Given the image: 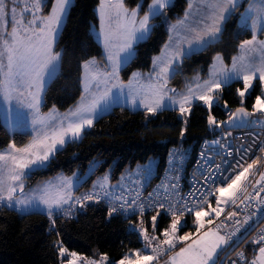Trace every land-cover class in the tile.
<instances>
[{"label": "snow or ice", "instance_id": "6c2138e0", "mask_svg": "<svg viewBox=\"0 0 264 264\" xmlns=\"http://www.w3.org/2000/svg\"><path fill=\"white\" fill-rule=\"evenodd\" d=\"M46 6L45 0H0V98L7 105L6 124L10 131L30 124L33 133L23 146L12 141L0 150V205L25 212L43 208L52 228L58 212L70 217L76 205L83 207L90 201L106 202L110 217L120 213L137 218V222L130 221V228L142 238L143 248L129 250L119 261H110L106 254L95 260L70 252L57 240L54 247L60 264H159L164 255V264H264V226L256 227L264 219V141L259 142L258 154L251 162L245 159L251 146L241 145L235 149L240 158L234 168L231 164L223 170L220 164L214 169L210 166L208 175L201 173V188L194 187L186 196L180 194L179 176L174 175L186 159V152L179 148L169 151L165 177L146 197L143 189L153 174L151 160L134 171L121 173L116 184L105 173L80 196L73 193L76 173L43 182L29 192H25L24 182L33 170L46 167L60 147L79 139L98 115L121 98L132 108H142L146 117L178 109L185 125L181 138L195 101L207 108L210 128H264V88L255 97L251 111L244 107L253 81L259 79L264 85V0H187L183 16L169 24L168 40L160 55L152 58V70L146 75L132 72L126 83L120 77L122 68L136 58L135 45L149 39L155 27L152 21H167L165 10L172 6V0H150L143 15V4L129 8L125 0H99V29L95 36L104 48V66L95 57L82 62L80 98L64 113L55 105L46 113L41 108L62 59V50L57 51L56 45L72 0H51L47 14ZM233 18L238 19L235 35L246 31L250 38L240 40L238 55L231 57V65H226L217 53L207 79L196 75L183 91L170 88L169 80L178 73L183 60L220 42L225 25ZM233 82H242V87L236 89L240 106L230 111L226 120L218 121L213 107L224 88ZM231 135L230 131L224 133L226 137ZM212 146L234 156L232 146L222 143V139L205 141L200 152L205 162L211 159L207 152ZM210 198H214L215 207ZM226 207L232 210L220 219ZM147 212L155 213L150 217L151 232L145 227ZM161 212L170 216V223L157 235ZM185 215L194 217L195 231L180 234L186 226ZM253 230L256 235L249 241L248 233ZM245 242L253 245L251 259L244 250L236 251L233 259L230 251Z\"/></svg>", "mask_w": 264, "mask_h": 264}, {"label": "trees", "instance_id": "16d2710c", "mask_svg": "<svg viewBox=\"0 0 264 264\" xmlns=\"http://www.w3.org/2000/svg\"><path fill=\"white\" fill-rule=\"evenodd\" d=\"M140 0H125L127 6H135ZM99 0H75L70 8L67 21L58 40L57 47L62 50L60 70L56 78L47 87L42 105L48 111L53 105L60 109H68L80 98V83L84 60L91 57L104 59V48L96 39L93 28L99 25L97 6ZM150 0H143V10L147 9ZM51 0L47 2V11ZM187 7V0H175L166 9L165 14L171 21L182 17ZM235 21V22H234ZM155 25L149 39L136 45V58L122 68L121 76L127 81L136 70L152 68V58L158 55L168 40V27L163 18L152 21ZM238 19L233 18L225 25L220 42L209 46L204 51L184 59L182 68L172 77V85L182 87L185 78L198 68L206 71L217 53H223L226 59L237 52L240 40L250 37L243 31L237 37ZM233 83L226 90L229 106L224 108L217 104L213 114L218 121L226 120L229 107H239L240 97ZM262 91L260 83L256 84L252 94L244 100V106L251 110L255 97ZM207 108L197 102L188 116L185 135L180 136L181 128L185 127L179 116L178 109H165L155 115H147L143 109H132L125 105H116L101 115L93 126L86 129L80 140L69 141L59 149L44 168L35 170L30 176L32 183L53 176L60 172L73 174L77 171L86 172L90 163L98 161L95 170L87 180L81 183V189H90L98 177L108 172L113 165L111 181L116 183L121 173L128 167L134 168L146 163L151 157H157V176L164 170L169 151L178 146L189 153L191 161L202 139L219 132L207 124ZM32 139V133L17 130L11 132L0 113V149L14 141L22 146ZM182 144V145H181ZM82 191V190H81ZM145 214V227L151 230V215ZM193 216H186L187 224L181 230L193 228ZM130 221L137 222L136 217L122 214L108 215L105 202H91L78 208L70 217L56 214L54 228L44 211H18L0 205V264H60L54 242L57 240L70 250L89 257L98 258L106 254L110 261H119L129 250L142 248L144 242L138 233L130 228ZM170 223V216L161 212L157 218V231ZM253 245L246 248V256L251 259Z\"/></svg>", "mask_w": 264, "mask_h": 264}, {"label": "built area", "instance_id": "2783aa9c", "mask_svg": "<svg viewBox=\"0 0 264 264\" xmlns=\"http://www.w3.org/2000/svg\"><path fill=\"white\" fill-rule=\"evenodd\" d=\"M233 110H235L234 107H229L226 110V115L228 116V113L230 111H233ZM227 131H230L232 133V135L230 137L224 136V133ZM216 139H222V143H227V144L231 145L233 148V151H234V156H227L226 152L224 150L219 149L218 146H212V149L207 152L208 157H210L211 159H209L207 162H205V160L201 159V157H200V152L204 148V142L205 141H212V140H216ZM253 141H256L255 145L253 144ZM260 141H264V128H261L260 126L222 129L217 134H214V135L209 136V137H205L204 139H202L200 141L194 158L191 161H189L190 160L189 154L186 153V159L184 161L182 168L177 173H174V175L179 176L178 184H179L180 194L186 196L188 193H190L194 190V187L195 188H201V186L204 184L203 177H202L201 173H203L204 176L208 175L210 166L212 169H214L216 164H220L221 170H223L225 168H228L229 164H231L234 168L236 165V161L239 160V158H240L239 155L235 154V149L240 148L241 145L251 146V151L245 157L247 162H251V159H254L255 155L258 154V145H259ZM176 148H178V147H175L174 149H176ZM217 152H219L220 154L217 155L216 154ZM241 154H243V153H241ZM198 161H199V163H198ZM167 167H168V163H166V166H165L163 172L156 179L151 180L147 183L146 187L143 189V195L145 197L147 196V194L149 192H152L153 189H155L156 186L161 183L162 179L165 177V169ZM224 174L228 175L229 173H224ZM219 175H220V173H216V176H219ZM217 183H219V181H217ZM88 191H86V192H88ZM116 191L118 192L119 189H116ZM211 200H212V198H210V202H211ZM87 203H91V201L87 202ZM230 210H232V209L226 207L225 213L222 214L220 219H223V216L227 213V211H230ZM117 214H120V213H117ZM122 215H124V214H122ZM124 216H126V215H124ZM128 217H131V215H128ZM216 222H218V221H216ZM260 226H264V219H261L259 221V224L256 227H260ZM255 235H256L255 230L250 231L248 233V240L250 241L252 239V237ZM249 245H251V244L245 242V243H241L239 245V247L236 248L235 251L229 250L231 257L233 259H235L236 251L244 250L246 253V248ZM223 256H224V254L222 253V257ZM238 264H239V262H238Z\"/></svg>", "mask_w": 264, "mask_h": 264}, {"label": "rangeland", "instance_id": "374dc122", "mask_svg": "<svg viewBox=\"0 0 264 264\" xmlns=\"http://www.w3.org/2000/svg\"><path fill=\"white\" fill-rule=\"evenodd\" d=\"M49 0H45V2H46V5H47V2H48ZM75 2V0H72V5H73V3ZM175 2V0H172V4ZM139 4H143V0H140L139 2H138ZM126 4V3H125ZM137 5V4H136ZM135 5V6H136ZM127 6V5H126ZM135 6H127V7H129V8H133V7H135ZM51 7V6H50ZM245 7H247V4L245 3ZM50 10V9H49ZM48 10V11H49ZM147 10V9H146ZM146 10H143V8H142V10H141V13H140V15H143V12L144 11H146ZM45 14H47V6L45 7ZM70 11V10H69ZM240 11H243V8H241L240 9ZM165 12H166V10H165ZM68 14H69V12H68ZM68 14H67V16H66V18H65V22H64V25H63V27L65 26V23H66V21H67V17H68ZM166 18H167V21H166V24H167V27L169 26V24H171L172 22H171V20L167 17V15H166ZM96 27L97 26H94V28H93V32H94V29H96ZM63 30V29H62ZM250 38V37H249ZM261 38L262 39H264V36H261ZM246 39H248V38H246ZM57 45H58V43H57ZM57 45H56V50L57 51H61V49H59L58 47H57ZM135 48H136V45H135ZM220 55H222L223 56V59H224V63L226 64V65H228V66H230L231 65V60H228V59H226V57L224 56V54L223 53H219ZM234 55H238V51L234 54ZM233 55V56H234ZM102 60V63L104 64V62H105V60L104 59H101ZM184 61V60H183ZM212 62H213V60H212ZM212 62H211V64H212ZM182 64H183V62H182ZM182 64L180 65V69L182 68ZM210 64V65H211ZM60 65H61V61H60ZM60 65H59V68H58V71H57V73L59 72V70H60ZM210 65H209V67H210ZM209 67H208V69L206 70V71H203L202 70V68H198L193 74H191V75H188V76H186V78H185V82H184V85L182 86V87H178V86H175V85H172L170 82H171V79L169 80V86L171 87V88H174V89H176L177 91H183L184 89H185V86H186V83L187 82H190L191 80H192V78L194 77V76H196V75H199L200 77H201V80H203V79H207V77H208V71H209ZM120 77H121V79H123L122 78V76H121V72H120ZM124 80V79H123ZM125 81V80H124ZM128 81V80H127ZM233 83H235V82H233ZM232 83V84H233ZM257 83H260L261 84V82L259 81V79H256V80H254L253 81V87H252V89L250 90V93L249 94H246V97H245V99L249 96V95H251L252 94V92H253V90L255 89V87H256V84ZM232 84L230 85V86H226L225 88H224V90H223V92H222V94H220V98H219V100H218V102H217V104H220V105H222L223 107H224V104H225V102H227V107L229 106V103H228V100H227V98H226V90L227 89H230L231 88V86H232ZM235 87L236 88H238V87H242V82H237V84L235 85ZM261 87L262 88H264V85H262L261 84ZM259 95H261V93L259 94ZM244 99V100H245ZM197 102H199V101H195L194 103H193V105L195 104V103H197ZM13 104L15 105V102H13ZM216 104V105H217ZM75 105V104H74ZM74 105H72L71 107H73ZM193 105H192V107H193ZM70 107V108H71ZM57 108V107H56ZM225 108V107H224ZM6 109H7V105H5L4 104V102H3V100H2V98H0V113H1V115H2V118H3V121L5 122V124H6V119H5V112H6ZM58 110H59V112H61V113H64V112H66L68 109H60V108H57ZM22 112H24V113H27L28 112V110L26 109V108H21L20 109ZM111 110V109H110ZM41 111L42 112H44V113H46V112H48V111H43L42 109H41ZM213 113V112H212ZM104 113H102V114H100V115H98V117H97V119L101 116V115H103ZM214 115V114H213ZM29 120H30V117H29ZM187 120H188V117H187ZM96 121V120H95ZM94 121V122H95ZM7 125V124H6ZM86 129H88V128H86ZM85 129V130H86ZM212 129H216V128H212ZM17 130H22V131H30L31 133H32V129H31V125L29 124L27 127H23V128H19V129H17ZM16 130V131H17ZM85 130L82 132V134H81V136H80V138L79 139H76V140H80L82 137H83V135H84V132H85ZM11 132H15V131H11ZM32 136H33V133H32ZM69 141H73V140H69ZM68 141V142H69ZM67 142V143H68ZM66 143V144H67ZM65 144V145H66ZM64 145V146H65ZM182 145V144H181ZM17 146H19V145H17ZM23 146V145H22ZM63 146V147H64ZM63 147H60L59 149H62ZM7 148V146L6 147H4V148H1L0 150H3V149H6ZM58 149V150H59ZM57 150V151H58ZM56 151V152H57ZM56 152H55V154H56ZM54 154V155H55ZM51 160V159H50ZM152 161V166H153V172H154V170H156V167H157V162H158V158L157 157H151L150 159H149V161ZM149 161L148 162H146V163H140V164H138V165H145V164H148L149 163ZM50 162V161H49ZM48 162V163H49ZM48 163H47V165H48ZM97 163H98V161H96L95 159L90 163V165H89V168L86 170V172H84V173H82L80 170L79 171H77V172H75L76 173V177H74V187H73V193H74V195L75 196H77L76 195V193L78 194L81 190H83V189H81V190H79V192H77V188L78 187H80V185H81V183H83L85 180H87L88 178H89V176L93 173V171L95 170V168H96V165H97ZM138 165H136L134 168H131V167H128L127 169H126V171H128V170H135L136 168H137V166ZM112 169H113V165L109 168V170H108V174L110 175L111 174V172H112ZM37 170V169H36ZM35 170H33L26 178H25V192H29V191H31L32 189H35V188H37V186H39V185H41L43 182H47V181H49V180H54L55 178H57V177H59V176H72L73 174H71V175H69V174H66V173H64V172H60V173H58V174H55V175H53V176H50V177H46V178H43V179H40V180H38L37 182H35V183H32L31 181H30V176L32 175V173L34 172ZM125 171V172H126ZM103 176V175H102ZM102 176H100V177H102ZM211 203H212V206L213 207H215V200H214V198L211 200ZM78 205H76V207H77ZM36 210H38V211H44L43 210V208H41V209H36ZM73 210H74V212L77 210V209H75V207L73 208ZM72 210V211H73ZM205 210H207V209H205ZM29 211H32V210H29ZM27 212V211H26ZM59 213V212H58ZM185 221H186V224H187V220H186V217H184L183 218ZM205 219H207V217L205 218ZM192 226H194V224L192 223ZM182 229V228H181ZM180 229V234H183V232H186V231H192V232H194L195 231V227H194V229L193 228H188V229H185V230H181ZM149 232H151V230L149 229ZM158 232V231H157ZM157 235H159L158 233H156ZM63 246L64 247H66L64 244H63ZM67 248V247H66ZM143 248V247H142ZM69 251L71 252V251H73V250H70L69 249ZM76 252V251H75ZM78 253V252H77ZM81 257H87L88 259H95V260H99V257L98 258H93V257H89V256H86V255H84V254H81V253H78ZM148 254H150V253H148ZM165 256V255H164ZM161 256V259L160 260H162L163 258V260L161 261V263L160 264H164V261L167 259V257L165 256Z\"/></svg>", "mask_w": 264, "mask_h": 264}, {"label": "crops", "instance_id": "0c3cea01", "mask_svg": "<svg viewBox=\"0 0 264 264\" xmlns=\"http://www.w3.org/2000/svg\"><path fill=\"white\" fill-rule=\"evenodd\" d=\"M172 23H175L176 21H171ZM171 23V24H172ZM98 29H99V25L96 27V29H94V35H95V33H96V31H98ZM96 37V36H95ZM105 54V53H104ZM158 55H160V53L158 54ZM158 55H156V56H158ZM96 58V57H95ZM96 60L99 62V64H100V66L101 67H103L104 66V64L102 63V60L101 59H99V58H96ZM104 60H105V57H104ZM152 70V68L151 69H149V70H136L135 72H140V73H143V74H148L150 71ZM123 80V79H122ZM124 81V80H123ZM125 83L127 82V81H124ZM171 83V82H170ZM172 84V83H171ZM170 87V86H169ZM171 88V87H170ZM115 91V90H114ZM126 91V90H125ZM116 105H125V106H128V107H130L129 105H127V104H124V101H123V98H121V100L119 101V102H117V103H114L112 106H111V108L110 109H112L114 106H116ZM130 108H132V107H130ZM109 109V110H110ZM132 109H142V108H132ZM109 110H107L106 112H108ZM106 112H104V113H106ZM182 151H185L186 153H188L185 149H183V148H181V147H179ZM152 177V176H151ZM110 178H111V174H110ZM110 182H111V180H110ZM112 183V182H111ZM78 189V188H77ZM86 190V189H85ZM84 190H82V191H78L79 193L77 194L76 193V195L78 196L79 194H81V192H83ZM164 259V258H163Z\"/></svg>", "mask_w": 264, "mask_h": 264}, {"label": "water", "instance_id": "95a60500", "mask_svg": "<svg viewBox=\"0 0 264 264\" xmlns=\"http://www.w3.org/2000/svg\"><path fill=\"white\" fill-rule=\"evenodd\" d=\"M244 107H246V106H244ZM247 108V107H246ZM248 109V108H247ZM249 110V109H248ZM250 111V110H249ZM223 128H225V129H231V128H229L227 125H225L224 127H222V128H219V130H221V129H223Z\"/></svg>", "mask_w": 264, "mask_h": 264}]
</instances>
